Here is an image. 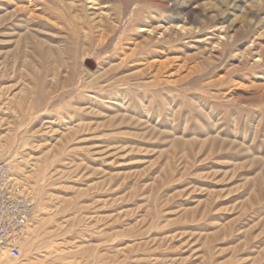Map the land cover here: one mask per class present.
<instances>
[{
    "label": "rangeland",
    "instance_id": "1",
    "mask_svg": "<svg viewBox=\"0 0 264 264\" xmlns=\"http://www.w3.org/2000/svg\"><path fill=\"white\" fill-rule=\"evenodd\" d=\"M0 162V264H264V0H0Z\"/></svg>",
    "mask_w": 264,
    "mask_h": 264
},
{
    "label": "built area",
    "instance_id": "2",
    "mask_svg": "<svg viewBox=\"0 0 264 264\" xmlns=\"http://www.w3.org/2000/svg\"><path fill=\"white\" fill-rule=\"evenodd\" d=\"M11 165L0 162V250L17 260L20 241L35 218L32 197L23 194L15 183Z\"/></svg>",
    "mask_w": 264,
    "mask_h": 264
},
{
    "label": "bare ground",
    "instance_id": "3",
    "mask_svg": "<svg viewBox=\"0 0 264 264\" xmlns=\"http://www.w3.org/2000/svg\"><path fill=\"white\" fill-rule=\"evenodd\" d=\"M100 17H101V15H100ZM115 23V22H114ZM143 31V30H142ZM87 60V59H86ZM86 60H84L85 62H86ZM83 61V60H82ZM90 61V60H89ZM91 62V61H90ZM88 65H90L89 63H88ZM16 179H18V178H16ZM20 180V179H19ZM20 183H22V181L20 182ZM23 184V183H22ZM20 185V184H19ZM20 186H22V185H20ZM24 187H26V186H24ZM20 189V188H19ZM26 189H27V187H26ZM21 190H22V187H21ZM25 192H28V191H25ZM29 241V240H28ZM26 248V247H25ZM31 248V247H30ZM58 257V256H57ZM55 258V257H53V258H55V260H57V259H59V258Z\"/></svg>",
    "mask_w": 264,
    "mask_h": 264
}]
</instances>
